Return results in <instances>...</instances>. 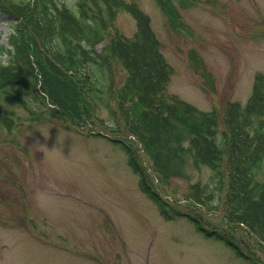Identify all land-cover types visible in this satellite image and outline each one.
I'll return each mask as SVG.
<instances>
[{"label": "rangeland", "instance_id": "374dc122", "mask_svg": "<svg viewBox=\"0 0 264 264\" xmlns=\"http://www.w3.org/2000/svg\"><path fill=\"white\" fill-rule=\"evenodd\" d=\"M133 1L150 16L174 70L168 94L220 115L228 101L246 103L256 73H264V0H196L179 7L181 24L155 0ZM12 19L0 11V26ZM116 25L127 36L136 30L127 12ZM95 113L84 125L61 114L64 122L27 121L15 136H0V264H253L186 215L164 218L113 140L131 144L151 166L138 139L122 118L110 124L108 109ZM189 174L160 184L159 191L194 215L176 201L190 182H209L211 170ZM202 224L245 241L264 262V245L228 223L222 211L207 214Z\"/></svg>", "mask_w": 264, "mask_h": 264}, {"label": "trees", "instance_id": "16d2710c", "mask_svg": "<svg viewBox=\"0 0 264 264\" xmlns=\"http://www.w3.org/2000/svg\"><path fill=\"white\" fill-rule=\"evenodd\" d=\"M155 2L181 24L179 7L196 0ZM0 11L13 18L15 28L0 43V136H15L27 121L64 122L61 114L84 125L106 108L115 124L122 118L150 159L148 166L131 144L113 139L164 218L186 215L237 256L264 264L245 241L242 246L202 224L207 214L222 211L228 223L243 226L249 238L264 245V73H256L245 104L228 101L220 115L216 108L200 110L168 94L174 70L150 16L133 0H0ZM121 12L135 19L132 36L116 25ZM204 166L211 180L190 182L176 201L197 214L176 208L181 205L160 193V184L188 180L189 171Z\"/></svg>", "mask_w": 264, "mask_h": 264}, {"label": "clouds", "instance_id": "9594fccd", "mask_svg": "<svg viewBox=\"0 0 264 264\" xmlns=\"http://www.w3.org/2000/svg\"><path fill=\"white\" fill-rule=\"evenodd\" d=\"M15 33V28L11 24H4L0 26V40H8L10 36ZM110 124H113L112 121H109Z\"/></svg>", "mask_w": 264, "mask_h": 264}]
</instances>
